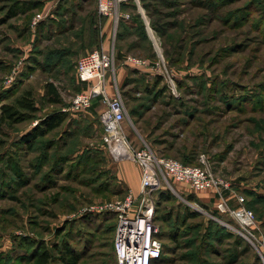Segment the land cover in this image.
Listing matches in <instances>:
<instances>
[{
	"label": "rangeland",
	"instance_id": "rangeland-1",
	"mask_svg": "<svg viewBox=\"0 0 264 264\" xmlns=\"http://www.w3.org/2000/svg\"><path fill=\"white\" fill-rule=\"evenodd\" d=\"M36 1L24 0L27 5H32ZM40 1L43 3L41 6H44L42 10L31 8L0 24V110L2 105L13 103L26 90L33 92L35 104L39 107L30 120L13 126L0 125V182L3 180L4 183L0 185V264H39L36 260H23L24 257L29 258L30 249L38 243L37 241L46 242L52 249L64 240H68L75 249L83 253L80 264H117L112 231L117 217L112 212H98L97 209L108 202L123 199L130 193V187L121 181L116 170L120 161L115 160L107 150L108 160L105 159L106 161L102 162L104 165L101 168H104L103 171L109 169L111 172L98 171L96 174H100L102 181L110 186L111 194L109 192L97 194L93 188L88 189L75 181L63 180L58 181L57 188H50L43 192L38 189V184H42L41 179L45 173H48L49 166L41 172L33 167L38 163V158L45 148L38 143L34 150L26 153L20 152L17 145L21 136L36 128L42 119L54 113L55 109L49 105L45 97L48 83L56 85L66 106L81 88L76 80L79 56L75 54V47H78V44H76L77 39L71 36L76 31L60 37L56 36L55 32L49 34L51 19H54V12L62 0ZM146 1L157 7L158 11L164 12L165 17L159 16L162 18V23L164 22L165 25L170 23L168 27L161 30L163 33L165 31L166 35H159L161 40L163 39V46L160 45L158 36L150 26V19L142 1H140V13L143 18L146 17L152 29V35L148 30L149 39H146L141 28L142 31L138 30V21L135 22L132 17L124 20L125 24L132 29L124 36L122 32L118 34L120 27L122 28L121 21L117 29L113 28L112 19L105 21V40L108 44V41L115 39L116 56H118L115 66L116 81L113 74L109 82V95L116 96V82L119 89L121 86V93L125 85L127 95L123 97L127 102L128 115L123 126L127 137L138 147H144L145 144L152 146L159 155L167 145L153 143H173L174 147L169 148V153H162L169 158L181 160L184 155H188L186 149L192 151L195 157L204 156L213 172L230 183L231 190L228 194L232 199L231 203L236 204L237 196L241 195L245 198V204L248 203L256 215L255 225L248 230H239L227 223L228 220L234 219L239 224L234 217L217 211L212 194L197 193L185 183L172 182L173 189L168 186L163 188L171 193L170 201L161 203L159 193L155 195V224L162 233V242L166 249H164L165 256L173 259V262L168 264H188L182 262L184 255L189 252L184 247L197 241L198 234H207L210 227L214 228L209 219L241 235L235 231L237 229L254 240L260 253L244 237L252 247H246L247 252L240 255L235 262L236 264H257L256 252L264 256V202H261L264 200V111L252 110L254 106L250 101L254 98L257 100L260 96L264 97V36L253 26L256 25L260 15L255 14L249 24L243 26L238 24L240 20L238 17L230 21L231 13L245 8L251 0H240L231 6L222 7L217 12H211L209 6L205 4L207 0ZM1 6L6 9L0 11V20L6 17L10 3L1 2ZM122 7L120 12L134 15L133 6H129L128 11H124ZM93 9H95V3L92 0L89 2L88 10ZM40 12H46L48 16L43 21L46 25L45 36L38 40L39 31L37 27L33 29L31 24L32 19ZM76 22L79 21L76 20ZM176 25L180 31L174 29ZM153 36L161 54L154 45ZM61 46L64 49L70 48L71 53L65 68L58 72L52 69L51 63L47 61H50V55H53L51 52ZM38 52L42 53V56L38 57L41 62L36 60L34 63L32 59ZM166 54L175 56L169 64L177 73L175 83L179 81V85L177 87V83L175 84L176 95L169 87L170 89L165 91L164 99L173 105L171 102L174 100L169 97L171 95L177 98V102H183L190 107L188 111L195 108L197 112L193 118L187 116V110L181 106L175 105L176 108H174V105L170 107L160 102L155 104L143 99L145 96L143 85L147 84L145 79L154 83L156 78L162 75L164 80L160 82L157 90L163 89L166 85L170 86L165 76L166 65L162 67L148 61L156 62L153 58L158 56L164 64ZM121 57L123 58L120 60ZM128 57L147 60L149 66L128 65L126 63ZM16 69L19 72L15 75L13 82L6 83ZM134 70L139 73L128 80V83L126 80L120 81L117 77V74L122 73L129 77ZM143 77L145 79H142ZM225 82L233 83L234 86L230 88L228 86L222 93L216 95L206 91L200 93V89H206L207 86L211 87L216 83L225 85ZM129 93H132L131 96H128ZM223 93L224 97H228L227 99L222 98ZM233 99L237 101V106L227 107L224 101ZM136 106L137 109L140 108L139 114L134 118L138 121V125L135 124L130 113V109ZM103 108L101 104L96 114L81 115L79 121L85 118L92 120L93 129L88 137L76 135L72 139L70 145L72 153L76 150L74 156L85 151L97 155V151L101 149L104 129L99 113ZM176 109L177 112H175ZM65 128L64 125L58 132H54L51 138H57ZM146 135H149V141ZM55 152H58L56 148L52 153ZM19 153L22 159L16 156ZM17 159L21 162L27 176L32 179L26 187H19L18 178L14 175L13 169L11 170L13 162ZM49 160L51 164H54V157ZM196 160L199 162L198 159ZM71 162L76 165L78 158L72 157ZM96 175H90V177ZM189 197H195L198 203L191 202ZM86 209H93V211L85 212ZM191 212H195L197 217L188 220V228H182L180 224L183 218ZM217 212L221 218L214 216ZM165 215L172 216L170 222H159L157 217ZM60 229L63 233L57 235ZM222 230L224 229L221 227L220 231ZM167 231L170 237L167 236ZM175 231H178V234L174 235L178 236L171 239L170 233ZM24 238L32 241L22 249L21 240ZM239 245L241 243L237 244L234 239L227 238L222 244L214 245L217 248L216 255H200V257L209 259L210 256V259L217 261V264H230L227 259L228 253L230 250L233 253L241 252L242 247L239 248ZM241 246L245 248L246 245L242 243Z\"/></svg>",
	"mask_w": 264,
	"mask_h": 264
},
{
	"label": "trees",
	"instance_id": "trees-1",
	"mask_svg": "<svg viewBox=\"0 0 264 264\" xmlns=\"http://www.w3.org/2000/svg\"><path fill=\"white\" fill-rule=\"evenodd\" d=\"M91 1L92 0H62L60 5L57 7L56 11L55 12L53 11L55 17H53L54 19H51V24L49 25V30H50L49 34H52L53 32H55L56 36H58V37L64 36L67 33L76 31L71 36L74 37L75 39H77L76 44H78V47H75L76 48L75 54L79 56V59L81 57L91 53L100 43V33H99V30L96 28V25L99 21V16H98V11H97V0H93V2L95 3V9H93L92 11L88 10V5H89V2H91ZM140 1H142L143 7L146 11V14H147L148 18L150 19L151 28L153 29L156 36H158V39L160 41V45L163 46V39L161 40L159 35L165 36L166 35L165 31L163 33V31H161V30H163L166 26L168 27V24H170L169 22L166 23V25L164 22L162 23L161 17H165L166 15H164L163 11L162 12L158 11L157 7H155L152 3H147L146 0H140ZM1 2L10 3V7H9V11H8L6 17L4 16V19L2 18L0 20V24L6 23L7 20H9L10 18H13L19 14H23V13L29 11L31 8H36V9L42 10L44 7V6H41V5H43V3L40 0H37L32 5H27L26 2H24V0H2V1H0V4H1ZM238 2H240V0H207V2L205 4H207L209 6L208 8L211 10V12H217L222 7L231 6L234 3H238ZM129 6H133L132 8L134 9V13H133L134 15H131V17L133 18V20H135V22L138 21V24H139V28L137 27L138 30L142 29L144 34H145L146 39H149L148 38L149 34H148L147 24L145 22V19L142 17V14L140 13L139 6H138L137 2L135 0H131L129 3L124 4L122 9L124 11H128V9L130 8ZM4 9H6V7H2V6L0 7L1 12ZM86 10H88V11H86ZM257 13L260 15V17H259L256 25H253V26L256 28V30L258 32H260L264 36V0H251L250 3H248V5H246L245 8L231 13V15L229 17H231L230 21L236 20V18L238 17L240 19V20L238 19L239 20L238 24L243 26L245 24H249V22L252 20L254 15ZM159 16H161V17H159ZM209 19L211 20V18H209ZM76 20L79 21L80 23L76 22ZM165 22H167V21H165ZM44 23L45 22L40 23L39 26L37 27V29L39 31L38 40L45 36L46 28H44V27L46 25H44ZM125 23L126 22L124 20H121L120 26H122V28L120 27V29H119V33H118L119 35L121 34V32H122L123 36L125 34L127 35L128 32H130V30H132ZM182 26H180V27L183 29ZM51 29L53 31H51ZM174 29H179V28L176 25ZM179 31H180V29H179ZM122 37H121V39H122ZM38 40H37V42H38ZM165 47L167 50V46H165ZM69 49L70 48L64 49L61 46L60 48H56L51 52L53 55H50V61H47V62L51 63L52 69H56L58 72H61V70L65 68L66 62L67 63L69 62L68 56L71 53V51ZM167 52H168V50H167ZM40 55L42 56L41 52H38L37 54H35L34 55L35 58L32 59V62L35 63L36 60H38V57ZM117 57L118 56H116V59H117ZM122 58L123 57H121L120 60ZM174 58H175V56H173V55H170V54L165 55V65H166L168 71L171 74H173L174 79H175L177 76V73L174 72L175 71L174 68L169 64L171 62V60L172 61L174 60ZM153 60H156V62H153L151 60H148V61L153 65H157L158 63L162 62L158 56L153 58ZM38 62H41V61L38 60ZM77 65H78V63H77ZM138 73L139 72L137 70H134L130 73L129 77H127V75H126L125 80L127 81V83H128V80H131L133 78V76L137 75ZM117 77L120 78V75L117 74ZM142 79H145V77H143ZM76 80H77L78 85H80V87H81L77 93L85 91L87 89V85L84 83H81L78 80L77 68H76ZM163 80L164 79H163L162 75H159L156 78V80L154 81V83H150V81H147L145 79L147 84L143 85V89H144V93H145V96L143 99L147 100L150 103L154 102L155 104H157L160 102L162 104L169 105L170 107H172L174 105L173 106L174 108H176L175 105H178V106H181L182 108H184L185 110H187L188 108L190 109V107H187V105L185 103L177 102L178 101L177 98L172 97L171 95L169 97L173 98V100L175 101V102L174 101L171 102L173 105H171V104H169V102L165 101V99H164L165 95L164 94L166 93L165 92L166 90L170 89L169 88L170 86L166 85L163 89L161 88V89L157 90V87L160 86V82H162ZM175 81H176V79H175ZM176 83H177V87H178L179 81H177ZM232 85H233V83H227V82H225V85H224V83H222V85H221V83H219V84L216 83V84L212 85L211 87L207 86L206 89H204V88H203V90L200 89L201 90L200 93L206 91L210 94L216 95L217 93H222L223 90L226 89L228 86H229V88L232 87ZM224 86H226V87H224ZM240 86H242V85H240ZM236 87L238 88L239 86H236ZM122 88H123V92L121 94L123 97V95H127V91H126L125 85ZM240 88L241 87H239V89ZM120 90H121V86H120ZM243 90H245V89H243ZM131 94L129 93L128 96H131ZM222 96H223L222 98H225V99L228 98V97H224L225 96L224 93ZM45 97H46L49 105L55 109L54 113L47 116L45 119H42L40 124L36 128L30 130L29 132L27 131V133L25 135L21 136L20 139L17 141V145L19 147L20 152L25 151L26 153H28V151L34 150L38 143L42 144L43 147L45 148L44 152L38 158V163L34 164L35 167H33L37 171L41 172L45 169V167L49 166V171H48V173H45L44 176L42 177V179H41L42 184H38V189H40V191L44 192L45 190L50 189V188H57L58 187V181L63 180V181H68V182L69 181L70 182L75 181V182L81 184L82 186H84L85 188H88V189L93 188V190L97 194L105 193V192H109L111 194L112 190L109 188L110 186H107V184L104 181H102L100 174L96 175L98 173V171L99 172H105V171L109 170V169H107V170L103 171L104 168H101V166L104 165V163H102V162L105 159L108 160V155H107L108 151H107L104 143L102 142V147H101V149H99V151H97V155H92L91 153L85 151L81 154L79 153V154H76L74 156V153H76V150L73 153L71 150L70 144L72 142V139H74V137L76 135H85L88 137V134L93 129V121L88 120L86 118L82 121H77L74 118V115H72L70 113L62 112V108L64 106H66V104L64 103V101L62 99V95L60 94L58 88L56 87V85L54 83H48L47 84ZM162 97L164 100L162 99ZM123 99H124V97H123ZM162 100L165 103L162 102ZM239 101L243 102L242 99H239ZM224 102H225L226 106L230 107V108H233V107L237 106V104H238L237 101H234V99L230 100V101L225 100ZM250 103H252V106H254V107H252L253 108L252 110L256 109V110H259L260 112L264 111V97L260 96L257 98V100L254 98L250 101ZM101 104H102L101 98H96L93 101L91 108L86 113H83L81 115H85V114H89V113H95L96 114V112H98L97 109L101 106ZM125 104L127 107V102H125ZM242 104H244V103H242ZM141 107H143V106H141ZM147 109L149 110V107H147ZM38 110H39V107L35 104L33 92L30 90H26L19 97H17L13 103L2 105L1 110H0V125L2 126L4 124H7V126H13L16 123L25 122L27 120H30L32 114H34ZM22 111H24V113ZM187 111H186V114L190 118H193L195 116V113L197 112V110L195 108H192L188 112ZM139 112H140V108L137 109V106L134 107L132 110L130 109V113L133 117V120L139 114ZM175 112H177V109ZM100 113H99V119H100ZM134 122L136 125H138L137 120H134ZM185 122L188 123L189 121H185ZM64 125L66 126V128L61 131L62 133L57 138H51V136L54 134V132L55 133L58 132L60 129H62L64 127ZM203 132H205V131H203ZM47 138H49V139H47ZM146 138L149 141V139H150L149 135H146ZM153 144H161V146L167 145V147L164 149V151H160L161 152L160 155L151 146V148L155 151V153L157 155H159V156L162 155L163 157H168V156H166L165 154L163 155L162 153H169V150L174 147L173 143L169 144L168 142L153 143ZM54 148H56V150L58 152L52 153ZM63 149H66V150L68 149V150L65 151ZM186 154H188V155H184L181 160L177 159V158L176 159L181 161L185 165H202L201 157L199 155H198L199 157L196 156L197 157L196 158L195 154L188 149H186ZM16 156L19 157L20 159H22L20 156V153L17 154ZM53 157L55 158V161H54V164H51V161L49 159L53 158ZM72 157L78 158V163L76 165H74V163L71 162ZM196 159H198L199 162ZM12 166H13V168H11V170L13 169L14 175L16 176V178H18L19 187L28 186V184H30L32 179L30 178V176H27L25 169L23 168L21 162H19L17 159V160H15V162H13ZM31 166H33V164ZM90 175L91 176L96 175V176L90 177ZM3 184L4 183L2 180L0 182V185H3ZM166 190H168V189H162L158 192L161 203L170 201L172 198L170 196L171 193L169 191H166ZM117 193L121 194L123 192H117ZM189 200L191 202L198 203L197 199H195V197H189ZM231 202H232V199H230V206L232 208H235V209L240 208V204L238 202H236V204H232ZM261 202H264V200ZM245 206L247 209L255 212L252 208L249 207L248 203H247V205L245 204ZM217 211H218V209H217ZM218 212L215 213V215L214 214L213 215L215 217L221 218V216L219 214L220 212L219 213ZM171 217H172L171 215H165L163 217H157V218H158L159 222L164 223L166 221V223H168V222H170ZM196 217H197V214L195 212L188 213L185 216V218H183L180 226L182 228H188V223H187L188 220L194 219ZM157 218H156V221H157ZM115 220H116L115 221L116 223L114 224V227L112 229V231L114 233V252H115V234H116V229H117V219H115ZM209 220L211 221V225L214 228L212 229L210 227L207 234H198V236L196 237V238H198V240L190 243V245L194 244L193 246H190V245L185 246L184 248L186 250H188L189 252L184 255L185 258H183V261L181 259V261L187 262L188 264H217V261H215L214 259L211 260L210 256H209V259H206L203 257L201 258L200 255L201 256L202 255H213V256L216 255L217 248L214 245L215 244H222L223 242H225V239L232 238L235 240V242L237 241V244L241 243V245H242V243H244L246 245L245 248L243 246L239 245V248L242 247L241 252L237 251V252L233 253L230 250V252L228 253L227 259H229L230 264H236L235 261L238 259V257L240 255H242L243 253L247 252L246 247L251 248L252 246L240 234L231 232L230 230H228L229 228L223 227L221 224L214 221L213 219H209ZM227 223H229V225H232L239 230H243L242 227L239 224H237L234 219L228 220ZM221 227L224 230L220 231ZM62 233H63L62 229H60V231L59 230L57 231V235H60ZM170 234H172L171 239H173L174 237L178 236V235H174V234H178V231H175V233H170ZM167 236L170 237L168 234V231H167ZM163 237H164V235H163ZM157 238L162 243V256L159 260L154 261L153 264L172 263L173 259L167 257V255L165 256V254H166L165 250L166 249L164 248V243L162 242L161 230H160L159 234L157 235ZM176 240L178 243L179 242L178 238ZM30 241H32V240L29 238L22 239L21 240V244H22L21 248L23 249L26 245H29L28 243H30ZM37 242L38 243H35L34 246L30 249L31 253H30L29 258L24 257L23 260H25V261L28 259H29V261L36 260V261H39V264H80L81 260L83 259V256H84V255H82L83 253L81 251H78L77 249H75L72 246V244L68 242V240H66V241L64 240L60 245L56 244L54 246V248H52V249L44 241H42V242L37 241ZM39 242H41V243H39ZM31 246L32 245H30V247ZM256 256H257L256 258L258 260L257 264H264L260 254L258 252H256ZM115 258H116V255H115ZM57 262H59V263H57ZM116 262H117V259H116ZM117 264H118V262H117Z\"/></svg>",
	"mask_w": 264,
	"mask_h": 264
},
{
	"label": "built area",
	"instance_id": "built-area-1",
	"mask_svg": "<svg viewBox=\"0 0 264 264\" xmlns=\"http://www.w3.org/2000/svg\"><path fill=\"white\" fill-rule=\"evenodd\" d=\"M130 1L97 0L99 21L96 28L100 33V43L91 53L81 57L77 65L78 80L86 84L87 89L74 95L62 112L81 115L91 108L96 98H101L104 108L100 121L104 129V145L115 160L127 159L137 164L142 171V183L139 194L130 191L125 198L108 202L97 210L112 212L117 216L115 255L118 264H153L162 256V243L157 238L160 228L155 224V195L167 186L171 188L172 182L185 183L198 193L212 194L218 211L234 217L243 230L255 225L256 217L252 210L246 208L245 198L241 195L237 196L240 208L230 206V183L213 172L204 156H201L202 165H185L177 159L157 155L148 144L138 147L127 137L123 123L128 112L117 82L116 96L109 95V82L113 74L116 81V48L115 39L108 41V44L105 40V21L112 19L113 28L117 29L121 20H129L131 15L120 12V8ZM47 16L46 12L36 14L32 19V28L38 27ZM126 63L134 67L149 66L147 60L135 57H128ZM158 64L165 66V62ZM17 72L18 69L6 83H12ZM165 76L176 95L173 74L166 69ZM88 210L93 211L86 209L85 212ZM261 258L264 262V256L261 255Z\"/></svg>",
	"mask_w": 264,
	"mask_h": 264
},
{
	"label": "crops",
	"instance_id": "crops-1",
	"mask_svg": "<svg viewBox=\"0 0 264 264\" xmlns=\"http://www.w3.org/2000/svg\"><path fill=\"white\" fill-rule=\"evenodd\" d=\"M125 78H126L125 73L120 74V81L123 82ZM81 117H82L81 115L74 116V118L77 121H79ZM128 161L130 160H127V159L121 160L118 163L116 170L118 172V175L121 181L124 182L125 184L126 183L128 184V186L130 187V191L133 192L134 194H139L141 190V183H142V171H141V168L137 164H135L132 161H130L132 163Z\"/></svg>",
	"mask_w": 264,
	"mask_h": 264
},
{
	"label": "water",
	"instance_id": "water-1",
	"mask_svg": "<svg viewBox=\"0 0 264 264\" xmlns=\"http://www.w3.org/2000/svg\"><path fill=\"white\" fill-rule=\"evenodd\" d=\"M136 1H137V3L139 4V9L141 10V8H140V0H136ZM144 18L146 19V17H144ZM146 24H147V28H148L149 32H150L151 35H152V29L150 28L147 19H146ZM152 39H153L154 45H155V47H156L158 53L161 54V52H160V50H159L160 48H159V46H158V44H157V41H156L155 37L153 36ZM160 56L163 58L162 55H160ZM171 189H173L172 186H171ZM235 231L241 233V235H243V237L247 238V239L250 241V243L253 244V246H255L256 249H257V250L259 251V253H260V249H259V247L254 243V241H253L251 238H249L247 235H245L244 233H242L241 231H239V230H237V229H235Z\"/></svg>",
	"mask_w": 264,
	"mask_h": 264
},
{
	"label": "bare ground",
	"instance_id": "bare-ground-1",
	"mask_svg": "<svg viewBox=\"0 0 264 264\" xmlns=\"http://www.w3.org/2000/svg\"><path fill=\"white\" fill-rule=\"evenodd\" d=\"M161 52V51H160Z\"/></svg>",
	"mask_w": 264,
	"mask_h": 264
}]
</instances>
